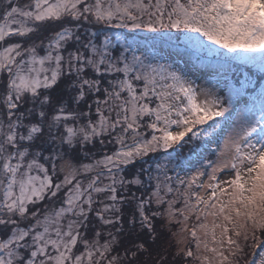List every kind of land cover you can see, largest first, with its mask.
Returning <instances> with one entry per match:
<instances>
[{
	"label": "snow or ice",
	"instance_id": "obj_1",
	"mask_svg": "<svg viewBox=\"0 0 264 264\" xmlns=\"http://www.w3.org/2000/svg\"><path fill=\"white\" fill-rule=\"evenodd\" d=\"M106 28L183 31L222 58L219 78L198 85L101 39ZM252 68L264 73V0H0V264H167L156 222L176 215L172 177L149 161L222 126L209 179L229 178L185 206L217 209L237 237L214 223L218 262L204 264H264V76Z\"/></svg>",
	"mask_w": 264,
	"mask_h": 264
},
{
	"label": "trees",
	"instance_id": "obj_2",
	"mask_svg": "<svg viewBox=\"0 0 264 264\" xmlns=\"http://www.w3.org/2000/svg\"><path fill=\"white\" fill-rule=\"evenodd\" d=\"M104 35H108L113 40L117 37L120 38L121 43H127L132 46V43L135 41H139V44L141 46H159L163 48L164 50L171 52L173 55L179 57V58H186L189 60V63L193 64V66H200L202 64H207V62H213L216 61V63H222V58L215 57L213 55H210L206 49L199 48L193 44H189L188 42L185 41V33L183 31L176 32L173 30L171 34V39H168L166 37H162L159 34L156 33H146L143 30H136V31H129L128 29H111V28H106L103 33H100L101 39H103ZM190 35V34H189ZM179 37V38H177ZM133 39H135L133 41ZM205 43H207L205 41ZM213 48L217 47L215 45H212ZM147 48V47H146ZM224 51V50H220ZM247 67H252L251 65H248ZM253 73L255 75L253 76V80L255 81L261 76H264V73H260L258 68H252ZM264 83V81H261ZM259 87V86H257ZM258 105V104H257ZM259 106L256 107V110H258ZM207 127V126H205ZM211 131V130H209ZM204 137L202 136L201 139L199 140H194L188 143L182 142V146H176L174 149H169L167 151L161 150L158 154H153L151 160L149 163L154 165L156 163H159L161 165V172H166L167 175L172 177V186L174 191L170 193L166 199L174 201V207L178 208L181 207L182 204L184 203L183 201L186 198V193H187V199L188 193L191 192H198L201 196L205 198V200L208 199V196H204L203 194V189L201 188L200 185H196L193 183L191 187L188 186L189 180L187 178L188 173H191L192 170L196 167H199L202 170H198V172H204L205 174L209 172V163L208 161H214L217 158V152L216 149L217 147L206 153L205 156L202 158L200 162L197 164L193 165H188L186 169L179 173L175 174L176 171L181 170L179 167L185 163L188 159V156L193 153V151L197 148V146L200 145L202 139ZM172 169L174 173H170L169 169ZM196 174V170L194 171ZM154 174L155 170H154ZM186 174V176H184ZM190 175V174H189ZM180 181H184L183 184L180 183ZM202 190V191H201ZM190 204H195L196 207V198L195 196H192L190 198ZM165 207H167L165 205ZM196 213L190 215L191 217V222L194 224H198L202 218L203 214L206 211V208L204 205L201 204L197 205L196 208ZM179 215H184V211L181 212L179 210H182V208L176 209ZM200 211V214H198ZM177 215V213H176ZM193 226V225H192ZM180 226H177V222H167L166 216L163 222L160 220H157L156 222V229L157 233L160 235V239L157 242V247L160 248L164 255L167 257V264H197V261L195 259V256L197 254V249L195 248L194 241L195 239L192 237L191 233H188V238L185 240L184 246L180 247V245L176 241V237L174 235L175 232L179 230ZM193 228H191L192 231ZM240 241L242 239L240 238ZM250 243V242H248ZM244 244V241L242 242L241 245ZM188 248H191V250L194 253L193 257H187L184 253L188 250ZM250 253V250H247ZM148 257H145L147 259Z\"/></svg>",
	"mask_w": 264,
	"mask_h": 264
},
{
	"label": "rangeland",
	"instance_id": "obj_3",
	"mask_svg": "<svg viewBox=\"0 0 264 264\" xmlns=\"http://www.w3.org/2000/svg\"><path fill=\"white\" fill-rule=\"evenodd\" d=\"M145 32L149 33L147 31H145ZM134 40L135 39H133V41ZM132 47L137 50V54L143 53L145 56H147L149 58L150 62H153V63L158 62L161 64L170 65L174 70L179 71L187 79L194 81L198 85L211 87L212 85H214L216 83V79L219 78L220 71H218V72L217 71L216 72H203V73L194 71V70H192L193 64L189 63V60H187L186 58L181 59V58L173 55L171 52H168L159 46L153 45L150 47L148 45V46H146L147 47L146 48L145 46H141L139 44V41H135L132 43ZM207 63L209 65L202 64L200 66H195V67L211 68V67H214L218 64V63H216V61L207 62ZM257 106H259V104L256 105L255 107H257ZM237 107L242 108V107H244V105H242V104L237 105ZM258 114H259V112L257 110V115ZM228 130L229 129H227L223 133V135L220 137V139H222V141L227 136ZM221 133H222V131L219 128H217L216 131L213 132V134L211 136L212 138L210 139L211 142L209 141L211 145H212L213 141L218 140L217 138H219V135ZM253 139H255V137H253ZM213 162L214 163L218 162V156ZM187 163L190 165L192 162L188 161ZM186 167H188V165L183 164V166L179 167V169H181V170L176 171L175 174H179V173L183 172L186 169ZM172 169L171 168L169 169L170 173H174L172 171ZM197 169L199 170L200 168L197 167ZM197 169L195 167L191 173H188L187 178H188L189 182H191L192 178L197 175V173H198ZM195 170L197 173L193 174V173H195L194 172ZM200 170H202V169H200ZM211 173H212V166H209V172L203 176H199L196 179L195 184L196 185L197 184L198 185H200V184L207 185L208 183H219V182L229 178V173L227 172V170H224V171H220V172L216 173V176H217L216 181H210L209 176ZM184 176H186V174ZM221 187H226V185L221 184ZM203 193H204L203 194L204 196H209L211 193V189L204 187ZM218 195H219V193H218ZM184 199L185 200L187 199V193H186V198H184ZM220 199L226 201L227 197L222 196V197H220ZM185 200L183 201L184 203L182 204L181 207H178V208L174 207L175 210L182 208V210L184 211V215H179V213L176 211L177 215H175V217L173 219H171V221H170V222H177V226H180L179 230L174 233L177 243L180 245V247H183L185 240L188 238L187 237L188 233L189 232L191 233V228H195L196 233H197V237H199V241H197L196 239L194 241L195 248L197 249V247H196L197 243L200 244L199 249H197L196 255H199L202 258L201 260H196L197 264H204L203 257H208L209 261H217L218 262V258L210 251V249L213 247H219L213 241L212 232H213V230L215 231L216 240H219L221 229L220 228H214L213 227L214 223L215 224H227V227L230 229L228 235H231L233 237V239H237L234 232L231 231L232 224L225 222L223 220L222 215H220V216L210 215L209 213L217 211V209H213L211 207L206 208V211L203 214V218L198 224H196V223L193 224L191 222L192 219H191L190 215L196 213V211H193L191 207H186L185 206ZM217 202L218 201H216V200L210 201V203H217ZM190 205L195 206V204H193V203ZM195 208H197V205ZM198 212H199L198 214H200V211H198ZM200 215H202V214H200ZM185 216H187L188 219H185ZM166 220H167V222H169V220L167 219V216H166ZM201 224H205V225H207V227L201 228L200 227ZM205 242L207 243L209 250H205ZM239 242L242 244L243 239H242V241H239ZM248 242L251 243V240H249ZM228 248H229V246L225 243L223 245V247L220 248V250L223 251L225 253V255H228Z\"/></svg>",
	"mask_w": 264,
	"mask_h": 264
}]
</instances>
